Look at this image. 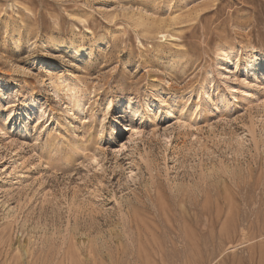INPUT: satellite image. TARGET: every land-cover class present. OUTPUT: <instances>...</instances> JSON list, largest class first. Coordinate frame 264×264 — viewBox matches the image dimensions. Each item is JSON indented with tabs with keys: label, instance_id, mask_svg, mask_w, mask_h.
I'll return each instance as SVG.
<instances>
[{
	"label": "rangeland",
	"instance_id": "374dc122",
	"mask_svg": "<svg viewBox=\"0 0 264 264\" xmlns=\"http://www.w3.org/2000/svg\"><path fill=\"white\" fill-rule=\"evenodd\" d=\"M0 264H264V0H0Z\"/></svg>",
	"mask_w": 264,
	"mask_h": 264
},
{
	"label": "bare ground",
	"instance_id": "6f19581e",
	"mask_svg": "<svg viewBox=\"0 0 264 264\" xmlns=\"http://www.w3.org/2000/svg\"><path fill=\"white\" fill-rule=\"evenodd\" d=\"M34 109H35V105H31V107L28 110L33 111Z\"/></svg>",
	"mask_w": 264,
	"mask_h": 264
}]
</instances>
